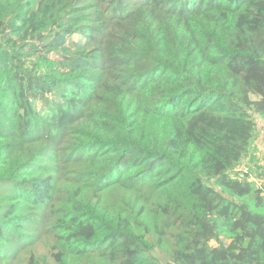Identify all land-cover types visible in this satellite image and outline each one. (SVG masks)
Instances as JSON below:
<instances>
[{"label": "trees", "instance_id": "trees-1", "mask_svg": "<svg viewBox=\"0 0 264 264\" xmlns=\"http://www.w3.org/2000/svg\"><path fill=\"white\" fill-rule=\"evenodd\" d=\"M258 118L264 0H0V264H264Z\"/></svg>", "mask_w": 264, "mask_h": 264}, {"label": "rangeland", "instance_id": "rangeland-1", "mask_svg": "<svg viewBox=\"0 0 264 264\" xmlns=\"http://www.w3.org/2000/svg\"><path fill=\"white\" fill-rule=\"evenodd\" d=\"M257 120H258V124H257V125L259 126V132H260V131H261V132H264V130H263L264 122L262 121L261 118H258ZM260 138H261V137H260ZM260 138L257 139V143H258V145L260 144L262 147H261V146H260V148L258 147L257 150H258V151L262 150V154H261V155H262V157L264 158V148H263V146H264V140H263L262 142H260ZM254 157H256V156H254ZM212 244H216L215 241L212 242ZM156 253H157V254H161L160 250H157Z\"/></svg>", "mask_w": 264, "mask_h": 264}, {"label": "built area", "instance_id": "built-area-1", "mask_svg": "<svg viewBox=\"0 0 264 264\" xmlns=\"http://www.w3.org/2000/svg\"><path fill=\"white\" fill-rule=\"evenodd\" d=\"M257 158H259V156H257ZM246 160H248V159H244L243 162L241 163V165L239 167H237L236 170H243L244 169L245 171H248L249 167L247 169L244 168V163ZM263 164H264V158H263ZM257 183H258L257 186L262 190V193L264 195V180L263 179L257 180Z\"/></svg>", "mask_w": 264, "mask_h": 264}, {"label": "crops", "instance_id": "crops-1", "mask_svg": "<svg viewBox=\"0 0 264 264\" xmlns=\"http://www.w3.org/2000/svg\"><path fill=\"white\" fill-rule=\"evenodd\" d=\"M264 140V134H263V136L260 138V142H262ZM260 144L258 145V147L260 148ZM262 147V146H261ZM263 148H264V146H263ZM258 154H259V161H260V163H262L263 164V157H262V150H260V151H256ZM252 164V162L251 161H249V160H246L245 161V163H244V168L245 169H247L250 165Z\"/></svg>", "mask_w": 264, "mask_h": 264}]
</instances>
